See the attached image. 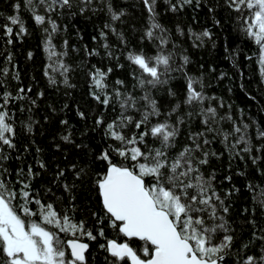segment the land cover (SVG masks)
Masks as SVG:
<instances>
[{
    "label": "trees",
    "instance_id": "obj_1",
    "mask_svg": "<svg viewBox=\"0 0 264 264\" xmlns=\"http://www.w3.org/2000/svg\"><path fill=\"white\" fill-rule=\"evenodd\" d=\"M109 2L113 11L124 12L117 21L111 20L107 8ZM170 2L177 5L176 12L170 10L166 0L156 2L157 21L166 31H154L157 36L167 38L168 43L163 46H160L159 40H149L144 36L150 21L143 0H92L83 13L80 8L84 6L79 4V0H75L71 9L58 8L50 14L45 13L43 7L39 8L40 14L50 15L59 26L53 44L58 52L67 51L63 62L69 66L67 77L73 85L68 87L63 84V76L59 72H50L57 80L56 85L50 84L45 76L49 60L44 49L46 34L43 27L50 26H37L24 0H0V70H9L7 75L0 71V105H3L0 111H7L11 117L9 122L15 128L13 142L16 145L14 150L2 146L10 159L3 161V167L8 171L0 175V179L19 192L22 185L17 182V172L23 168L27 173L31 165L33 172L38 173L31 178L34 196L38 194L37 198L42 202L53 203L61 212L74 205L75 211L71 214L76 221H85V227L91 229L93 234L103 227L107 238H115L116 234L108 228L107 220L101 225L92 215L95 212L97 217L104 216L95 180L96 174L103 173L106 165L96 157L112 143L104 136L105 126L96 127L95 120L102 116L106 123L111 122L120 116L121 110L114 95L112 104L107 108L93 98L92 93L100 90L94 86L92 75L97 69L107 72L111 68L112 72L105 81L108 85L106 91L112 94L113 89L120 88L121 92L131 93L138 99L137 108L143 111L145 102L139 97L144 92L131 75L133 66L127 61L126 55L129 51H143L153 56L157 54L159 46L164 54L173 53L172 64L178 70L170 73L166 85L148 89L161 114L150 117L147 127L167 120L179 128L175 146L169 149L170 157H175L185 145L192 144V134H205L200 137V142L206 138L210 143L202 145L203 151L215 152L217 155H210L208 163L201 165L200 170L205 176L215 175L213 186L224 206L228 207L227 213L218 207V215L223 216L228 234L234 237L230 254L225 257L223 264H235L237 259L248 255L255 256L259 261V257L264 255V208L257 200L264 190V138L258 137L257 132L264 131V75L261 73L258 46L241 31V21L238 20L240 13L228 7L226 0H199V5L197 0H192L183 7L180 6L181 0ZM17 3L21 6L18 11L14 8ZM210 8L212 11H209ZM11 15L20 16L27 34L17 36L19 26L11 25L7 20ZM6 24L13 27L11 36L5 33ZM105 24L115 28L116 34L111 28H105ZM189 29L196 34L207 30L211 38L196 41ZM101 31L106 33V39L100 36ZM120 33L123 34L124 42L119 39ZM9 39L12 40L11 44L8 43ZM65 40L68 42L66 49ZM105 43L109 45L108 49H105ZM93 51L98 54L90 55ZM108 51L112 52L111 57L107 55ZM29 53H32L31 58ZM183 56L189 58L186 65ZM16 74L18 79L13 78ZM188 77L202 82V89L200 84L195 87L210 98L204 101L203 107H214L219 123L205 125L200 105L184 103ZM117 79L124 81L123 87L115 84ZM21 88L23 92L19 91ZM169 90L175 95H170ZM5 92L11 93L12 97L7 105H4L3 100ZM18 96L23 99H17ZM176 105L180 107L172 112ZM80 112L85 114V119H81ZM125 114L140 119V112L135 109ZM227 116L232 119H220ZM178 119L184 122L178 123ZM61 121H67V124ZM29 123L32 125L31 132L27 131ZM245 124L248 125L246 130L243 128ZM209 126L212 131L208 130ZM237 126L241 127L242 133L246 132L250 153L242 151L244 144H239L231 152L225 149L222 133L230 134V146L242 134L234 132ZM128 130L136 131L132 126ZM143 130L142 127L140 131ZM69 132L73 144L61 139ZM147 139L150 146L160 147L158 141L153 144L151 137ZM75 145L83 147L77 148ZM37 149L40 151L37 152ZM237 152L240 155H236ZM195 155L200 157L201 153ZM254 157L256 163H253ZM113 159L120 162V158L115 155ZM37 161H43L46 168L41 169ZM72 165H76L75 170ZM82 168L87 174L77 179L76 171ZM61 169L65 171V176L56 179ZM23 179L27 181L29 178L25 176ZM65 183L75 185L71 193L64 191ZM70 196H74L75 200L71 201ZM216 203L219 205L218 201ZM31 207L36 209L37 206L33 203ZM205 219L209 225L213 223L208 220L206 213ZM215 223L220 221L216 220ZM223 234L218 232L214 242H218ZM60 235L64 240L72 238L63 233ZM83 242L89 244L86 253L88 264H106L107 253L100 248V244L105 243L103 238L98 236L95 241L83 238Z\"/></svg>",
    "mask_w": 264,
    "mask_h": 264
},
{
    "label": "snow or ice",
    "instance_id": "obj_2",
    "mask_svg": "<svg viewBox=\"0 0 264 264\" xmlns=\"http://www.w3.org/2000/svg\"><path fill=\"white\" fill-rule=\"evenodd\" d=\"M24 2L37 26L43 27L45 24L50 26L43 27L46 34L44 49L49 60L45 76L48 77L49 83L57 84L55 76L50 72H59L63 76V84L73 87L67 77L69 66L63 62L67 51L58 52L53 44L59 26L50 15L40 14L38 9L43 7L44 12L48 14L57 11L58 8L71 9L75 0H24ZM156 2L157 0H143L150 21L144 36L149 40H159L160 46H163L168 43L167 38L157 36L154 31L160 30L162 33L166 31L157 21ZM166 2L170 4L172 12L177 11L176 4H171L170 0ZM191 2L192 0H181L180 6ZM226 3L228 7L240 13L238 20L241 21V31L258 46L261 73L264 75V0H226ZM79 4L84 6L80 8L83 13L92 4V0H79ZM20 7L19 3L14 5L17 11ZM107 8L112 21H117L124 15L123 11H113L110 2ZM7 20L11 25L19 26L18 37L27 34L19 15L8 16ZM104 27L111 28V25L105 24ZM4 28L6 35L11 36L13 27L6 24ZM111 31L116 34L115 28H111ZM189 33L196 41L202 42L205 37L211 38V33L207 30L196 34L189 29ZM100 36L106 39L105 32L101 31ZM118 36L121 42H124L123 34L120 33ZM8 43L11 44L12 40L9 39ZM67 44L65 40V49ZM104 47L108 49L109 45L105 43ZM89 54L98 53L93 51ZM28 55L31 58L32 53ZM107 55L111 57L113 54L108 51ZM8 59L10 61L11 57ZM126 59L133 66L131 75L136 80V85L144 92L139 97V100L145 102L143 111L137 108L138 99L131 93L121 92L120 88L113 89L112 94L106 91L108 85L105 81L107 75L112 72L111 68H108L107 72L97 69L92 75L94 86L100 90L92 93L93 98L107 108L112 104L114 95L121 110L120 116L111 122L106 123L102 116L95 120L96 127L105 126L104 136L112 143L96 157L106 165L105 171L97 173L95 180L104 216L97 217L95 212L92 215L101 225L107 220L108 228L116 234L115 238H107L103 227L93 234L91 229L85 227V221H76L71 214L75 211L74 205L71 209L66 208L61 212L53 203L42 202L37 198L38 194L34 196L31 191V178L38 173H34L32 166L29 165L27 173L23 168L17 172V182L22 185L19 192L9 187L4 179H0V264H88L86 253L89 251V244L83 242V238L95 241L98 236L105 240V243L100 244V248L107 253L106 264H223L225 257L230 254L234 237L228 234L229 229L223 216L218 215V207L224 213L228 212V207L224 206L223 200L213 186L215 175L205 176L200 170L201 165L208 163L210 155H217L215 152L203 151L202 145H208L210 141L205 138L201 143L200 137L205 134L194 133L190 136L192 144L185 145L175 157H170L169 149L175 146L179 128L167 120L147 127L150 117L161 114L156 100L152 99L148 89L166 85L170 73L178 70L172 64L173 53L164 54L163 49L158 46L157 54L153 56L143 51H129ZM182 59L185 65L189 62L187 56H183ZM0 71L7 75L9 70L4 68ZM13 78L18 79V74ZM115 84L123 87L124 81L117 79ZM197 84H200L202 89L200 80L188 77L184 103L190 106L200 105V114L204 116L205 125H209L210 122L219 123L216 109L211 106L203 107L204 101L210 98L206 97L202 90H197L195 87ZM19 91L23 92L24 89L21 88ZM169 94L175 95L171 90ZM11 98V93L5 92L4 105H7ZM17 99L23 97L18 96ZM179 107L176 105L172 112ZM130 109L140 112V119L136 120L132 115H126ZM79 115L81 119L86 118L83 112ZM188 115L191 116L192 113ZM10 119L7 111H0V169L3 170L0 175L8 171L3 167V161L10 159V156L3 152L2 146L6 145L13 150L16 148L13 142L15 128L9 122ZM220 119L232 118L227 116ZM183 122L182 119H178V123ZM61 123L67 124V121ZM130 126L136 131H129ZM142 127L145 130L140 131ZM243 128L246 130L248 125H243ZM208 130L213 129L209 126ZM27 131H32L30 123L27 125ZM234 132L242 133L241 127H235ZM71 135L69 132L61 139L67 144H73ZM222 135V142L229 152L239 144L245 145L243 152H251V148L247 146L249 142L246 132L230 146L228 144L230 134L225 132ZM257 136L264 138V131H258ZM148 137L152 138L153 144L158 141L160 147L150 146ZM39 151L37 149V152ZM196 153H201V156H196ZM113 155L120 158L119 163L114 161ZM236 155L240 153L237 152ZM37 163L41 169L46 168L43 161ZM253 163H256L255 157ZM71 167L73 170L76 169V165ZM86 174V170L82 168L76 171V178L80 179ZM25 176L29 178L27 181L23 179ZM64 176L65 171L61 169L56 179ZM226 179L230 180L231 177ZM73 187L74 184H63L65 192L71 193ZM70 200L74 201L75 197L70 196ZM257 200L264 208V190ZM33 203L37 206L36 209L31 207ZM205 213L208 220L213 221L211 225L206 222ZM216 220L220 223H215ZM218 232L224 234L218 238V242H214ZM61 233L72 238L64 240ZM235 264H264V255L259 257V261L253 255L241 257Z\"/></svg>",
    "mask_w": 264,
    "mask_h": 264
}]
</instances>
